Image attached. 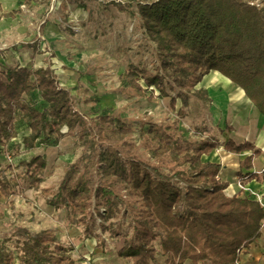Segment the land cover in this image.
<instances>
[{
	"label": "trees",
	"instance_id": "1",
	"mask_svg": "<svg viewBox=\"0 0 264 264\" xmlns=\"http://www.w3.org/2000/svg\"><path fill=\"white\" fill-rule=\"evenodd\" d=\"M138 10L160 64L154 70L129 66L121 75L123 93L152 103L169 98L173 108L180 100L179 115L185 116L192 96L212 103L207 89L198 86L219 72L264 115V0H156L139 2ZM19 11L1 17L14 18ZM18 121L30 131L19 143L13 141ZM133 131L112 111L93 116L79 111L52 63L38 69L0 63V150L17 156L56 146L65 136L82 147L59 189L44 192L49 205L65 207L70 222L86 226L87 238L97 237V218L123 219L131 235L118 233L124 245L117 254L130 264H160V257L164 264H237L262 235L264 206L241 190L230 194L221 163L203 159L220 141L192 140L175 124L145 123L142 141L151 157L146 160L133 154ZM224 149L238 155L252 151L240 162L239 180L245 185L259 179L251 172L259 148L230 138ZM47 165L37 155L21 161L20 171L12 165L0 169L1 194L8 199L22 192L23 181L39 188ZM4 219L0 213L3 224ZM74 250L53 228L35 233L8 225L0 234V264H78Z\"/></svg>",
	"mask_w": 264,
	"mask_h": 264
},
{
	"label": "rangeland",
	"instance_id": "2",
	"mask_svg": "<svg viewBox=\"0 0 264 264\" xmlns=\"http://www.w3.org/2000/svg\"><path fill=\"white\" fill-rule=\"evenodd\" d=\"M155 1L37 0L31 5L23 0L13 1L6 8L20 11L14 18L0 19V63L4 67L20 65L32 69L52 63L60 84L72 92L79 111L91 116L112 111L129 121L134 129L129 140L136 146L133 154L139 158L151 159L142 141V129L149 122L175 124L192 140L209 136L224 144V131L220 127L230 126L238 110L224 93L217 97L209 86L201 83L198 88L207 89L212 103L192 96L186 115L180 116V100L173 108L169 98L152 103L121 91V75L129 66L154 70L160 64L157 44L147 33L138 10L139 2ZM120 6L126 11H120ZM17 128L19 136L13 141L19 143L30 131L22 121L17 122ZM81 153L82 147L69 136L56 146L40 147L17 156L1 149L0 169L12 165L20 171L21 161L37 155L45 156L48 165L39 188H30L23 181L24 190L8 199L0 192V213L6 224L0 220V234L8 225L35 233L53 228L60 241L74 245L72 256L78 264H130L117 254L124 245V238L118 233L131 235L128 220L97 218L94 227L97 237L87 238L86 226L70 222L65 207L57 209L47 203L44 190L57 191L67 168ZM215 158L211 160L217 161ZM159 261L164 264V258Z\"/></svg>",
	"mask_w": 264,
	"mask_h": 264
},
{
	"label": "crops",
	"instance_id": "3",
	"mask_svg": "<svg viewBox=\"0 0 264 264\" xmlns=\"http://www.w3.org/2000/svg\"><path fill=\"white\" fill-rule=\"evenodd\" d=\"M13 1L18 0H0V5L2 6V11H0V19H6L7 17H1L2 13H9L18 9H8ZM24 1V0H23ZM209 76V75H208ZM226 96L227 93H224ZM228 98V96H227ZM231 99V98H230ZM233 100L235 102V108L237 107L235 121L230 124L233 128L229 132L227 127H220L223 130L225 143L219 147V150H215L211 157L215 158L216 163H221L224 171L222 173V180L229 182L228 192L230 194H235L240 191L239 184L243 183L239 180L240 162L244 161L246 158L252 155V151H244L241 154H233L227 152L224 149L226 142L232 138L237 143H242L244 141H249L253 143L257 148H259L262 153L260 156L256 157L253 161L254 172L258 175L259 179H253L246 182V192H242V196H248L253 200L260 201L264 206V115H262L255 107H253L251 101L246 103L245 101ZM211 157L204 156L205 161H212ZM214 162V161H212ZM244 170L243 173H246ZM93 246V245H92ZM95 246V243H94ZM185 264H191L190 261ZM237 264H264V224L262 228L261 237L253 243L249 248L245 249L240 257Z\"/></svg>",
	"mask_w": 264,
	"mask_h": 264
},
{
	"label": "bare ground",
	"instance_id": "4",
	"mask_svg": "<svg viewBox=\"0 0 264 264\" xmlns=\"http://www.w3.org/2000/svg\"><path fill=\"white\" fill-rule=\"evenodd\" d=\"M202 83L205 86H209V89L217 97L220 93H228L227 96L231 99L249 103L243 89L233 84L229 79L221 76L218 72H213L211 75L205 77ZM217 99L219 100L220 98Z\"/></svg>",
	"mask_w": 264,
	"mask_h": 264
},
{
	"label": "built area",
	"instance_id": "5",
	"mask_svg": "<svg viewBox=\"0 0 264 264\" xmlns=\"http://www.w3.org/2000/svg\"><path fill=\"white\" fill-rule=\"evenodd\" d=\"M239 189H240L242 192L245 193V192H246V185L240 183V184H239Z\"/></svg>",
	"mask_w": 264,
	"mask_h": 264
}]
</instances>
